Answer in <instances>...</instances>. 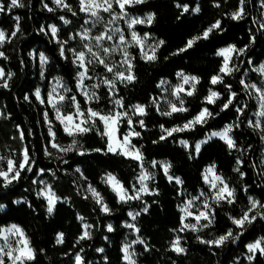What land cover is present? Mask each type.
Here are the masks:
<instances>
[{
    "label": "trees",
    "instance_id": "1",
    "mask_svg": "<svg viewBox=\"0 0 264 264\" xmlns=\"http://www.w3.org/2000/svg\"><path fill=\"white\" fill-rule=\"evenodd\" d=\"M3 2L7 4L10 0ZM65 2L71 5L72 11L57 8L52 0H22L23 7L0 13V30L9 35L15 29V17H20V32L0 47L7 57L0 58V68L5 73H13L8 81L9 87H0V155L19 159L21 151L27 148L33 169L22 172V178L8 188L0 187V227L16 224L23 229L35 251V259L28 264H74L76 253L82 255L86 264H126L121 249L129 229L123 223L129 220L128 213L136 210L140 215L134 224L139 228L138 236L144 241L134 246L136 264H250L246 259L249 253L245 245L264 237V219H257L248 225L235 243L228 241L219 248L200 243L197 236L210 240L230 228L239 232L229 216H241L242 209L248 207L249 196L264 202L263 133L248 126V120H253L255 116L256 102L240 84L243 78L264 87L263 76L253 70L264 62V27H261L264 24V0H247L246 15L242 20H232L228 15L237 9L239 0H147L145 4L128 9L134 15L155 13L152 24L137 25L135 29L165 43L157 50V59L153 62H146L137 49H133L136 79L132 83H116L115 96L122 101L124 109L140 104L145 106L147 113L132 118L135 131L140 132L139 137L132 138V144L143 155L142 166L151 175L148 185L152 192L126 203L117 199L103 176L112 173L131 191L136 184L140 163L106 151L107 140L99 134L102 125L98 120L95 129L76 137L81 147L57 156V151L50 145L51 138L45 123L47 108L34 94L35 89L41 87V96L45 100L50 80L58 77L67 86V95H75L83 109L91 107L101 112L111 109L109 95L103 87L98 90V100L86 103L77 90L78 67L73 63V52L66 51L65 57L60 54V45L64 41H67L64 45L66 49L82 50L83 40L76 34L86 18L80 11L78 0ZM45 3L55 10L49 12L44 7ZM177 3L189 5L190 10L181 15L182 8H177ZM217 4L220 6L216 7ZM197 7L198 12L191 11ZM73 12L76 14L73 15ZM61 17L69 23L65 24ZM216 20L222 22L223 31L215 32L208 40L198 41L186 52L172 55L184 47L189 38L201 34ZM49 25L57 27L56 38L51 34ZM42 28L44 31H41ZM230 44L237 48L249 47L244 55L236 57L240 71L224 77L237 97L229 109L221 111L229 91L224 84L211 85L210 78L218 74L222 63L217 50ZM40 53L47 57L43 68ZM178 72L199 77L194 95L183 96L188 111L171 116L161 115L152 100L160 94L159 83L163 80L175 82ZM210 88L221 94L215 104L204 102ZM244 105H247L244 114H238L236 108ZM204 107L218 115L209 118L203 125H196L193 130L173 133L160 140L161 135H166L161 125L165 129L182 126ZM70 110L69 106L67 111ZM48 115L56 132L55 142L60 146L69 145L73 138L64 132L50 111ZM141 119L145 124L143 128L138 123ZM227 124L240 125L233 127L231 132L237 144L235 149L229 150L224 141L212 137L201 144L199 153L195 151L197 142ZM21 131L25 136L23 141L20 139ZM123 133L122 127L118 134L121 136ZM181 140L188 142L187 148L180 143ZM45 148L51 155L45 154ZM98 148L104 151H94ZM78 150L84 154H79ZM237 160L241 163L237 164ZM153 161L170 164L169 175L179 177L183 183L169 181L161 166L157 163L154 167ZM213 164L216 172L235 190L236 202H221L218 205L212 202L215 219L208 228L198 232L173 231L181 227L180 203L206 190L203 171ZM235 168L245 174L243 178L234 171ZM38 176L46 178L60 198L51 214L47 212L46 200L38 195ZM89 185L101 194L110 212L100 210L101 205L86 190ZM146 206L148 211L144 212ZM78 216H82L83 221ZM82 222L92 225L88 229L91 238L77 244L83 231ZM108 225H112L113 231L107 230ZM58 233L64 234L61 244L56 243ZM176 236L181 237V246L185 249L179 255L170 247ZM99 248L104 251L98 252ZM251 264H264V256L257 255Z\"/></svg>",
    "mask_w": 264,
    "mask_h": 264
},
{
    "label": "snow or ice",
    "instance_id": "2",
    "mask_svg": "<svg viewBox=\"0 0 264 264\" xmlns=\"http://www.w3.org/2000/svg\"><path fill=\"white\" fill-rule=\"evenodd\" d=\"M52 2L56 5L57 8H64L68 11H72L71 5L67 4L65 0H52ZM247 0H239V5L237 9L231 13H229V17L232 20H242L246 15L245 12V4ZM147 3V0H79L80 4V11L85 13L91 18V23L93 26L99 21L102 20L100 16V12L109 13L111 19L108 21L109 25L114 24L117 20H124L127 24V30L130 33V39H128L124 33V31L119 28H109L106 26L105 31L101 32L99 35L90 36L91 29H84L83 32L77 33L81 37V40H88V41H95V44L86 43L84 44L85 51L76 52L75 49H66L64 47L67 44V41H64L60 45V54L62 57L66 56V51H72L75 59L73 61L74 64L82 69L77 73L78 76V83L77 88L81 93L85 96V101L90 102L94 99H99L96 96L95 92H89L87 88L84 86L83 81L85 79H91L92 77L88 76V69L90 65L98 64L103 66L105 72L111 73L112 78L109 79L108 77H103L101 79V83L104 84L109 88L110 96L116 90V83L117 81L121 83H132L136 77L133 73V63L131 54L127 51L128 48L133 46H138L141 52V58L144 59L146 62H153L157 59V50L162 46L165 41L159 40L154 45H148L147 49L145 50V40L148 38L149 34L145 33L144 37H141L135 30L134 26L139 24H152L155 20V13H148L145 17L139 16H132L128 9L134 8L136 5H142ZM22 0H10L9 3L5 4L3 0H0V13H4L6 11L11 12L14 8L23 7ZM219 7L220 5H215ZM44 7L49 11L52 12L55 9L49 7L47 3L44 4ZM177 8H182L181 15L187 13L190 8L187 4H176ZM118 8L119 12H116L115 9ZM193 12H198L199 8L191 9ZM76 13L73 12V15ZM64 20V23H69L64 17H61ZM179 19V17H178ZM16 25L15 29L9 34H6L4 30H0V47H3L4 43L10 42L13 37L20 32V17H15ZM90 21L85 20V24H88ZM264 27V24L261 25ZM49 30L51 31L53 37L56 36L58 29L54 25L48 26ZM41 31H44L42 28ZM217 31H223L222 22L220 20H216L213 24H211L208 28H206L201 34L193 36L189 38L184 47L179 48L175 53L172 55H178L180 53L186 52L188 49L195 46V44L200 40H208L211 35H213ZM118 37V41H115L113 46L106 47L104 46L105 41H114V38ZM74 38V37H70ZM254 42V38H253ZM123 46V47H121ZM249 45H245L244 47L237 48L236 45L230 44L227 47L221 48L217 51V55L222 58V63L219 68V72L216 75H213L210 78L211 85L215 86L217 84H224V86L229 91V96L227 102H225L221 108V111L229 109V107L233 104L234 99L237 97V93L232 90L231 84L225 83L224 77L231 76L234 72L240 71L239 67L236 65V57L242 56L245 54ZM94 48L99 49V51H95ZM120 51L123 59L119 63V68H123L124 70H119L115 63L110 64L108 62V57L117 51ZM90 55V58L88 56ZM0 58L7 59L5 53L0 51ZM40 61L41 64L44 65L47 63V57L44 53H40ZM252 63V61H249ZM126 66V67H125ZM253 70L258 71L262 76H264V64H262L259 68H254ZM13 73L8 72L5 73L3 68H0V87L8 88L9 84L8 81L11 79ZM177 76L182 79V84L175 86L172 90V96L175 97V101L171 100L167 101L169 111H162L160 112L159 105H157V111L160 112L161 115L164 116H171L174 113H181L187 112L188 109L185 107V101L181 96L183 93L186 96H193L195 93L196 85L199 83V77L196 76H189L184 74L183 72H178ZM167 83L166 81H161V85ZM240 84L251 96V92L254 91L256 94V98L259 103L260 110L255 113L257 117H264V87H258L256 84H248L242 78L240 80ZM161 85H158L160 87ZM184 85H190V88H185ZM57 86H60V82L57 81ZM100 84L92 85V88H99ZM251 90V91H250ZM64 91H68L67 88H64ZM56 93V95H53ZM36 98L44 103L41 99L40 90L37 89ZM220 93L214 91L212 88L208 90V95L204 98V102L206 104H215L216 101L220 98ZM25 99L27 100L28 97L26 96ZM66 97L64 95H60L57 93V88L54 87L52 92L49 93L48 96V103L55 111V119L60 122L63 127L64 132L69 136L72 137V142L67 145L66 147L60 146L58 143L55 142L56 132L54 131L53 127L51 126V120L49 119V115L47 112L44 113L45 116V123L49 124L48 134L52 148H56L62 152H69L81 147L79 145L78 140L76 139L77 136L84 135L93 129L96 128L97 120L104 125V131L100 132L99 134L102 137H107V146L106 151L113 153L114 155H122L130 159H134L137 161H143V155L135 145L132 144L133 137H139L140 132L135 131L134 128V121L129 116L127 111L119 112H109L107 114L88 107L87 109H83L80 103L77 101L75 95L71 97L72 106L74 108L73 112L63 113L61 111V104L64 102ZM155 104L156 101L153 100ZM114 104L118 107L123 108L122 101L120 99H115ZM247 105L243 107H237L236 112L240 115L244 114ZM133 115L144 116L146 115V109L144 105H133L132 106ZM2 115V114H0ZM218 115V113H213L209 110V108L204 107L202 108L191 120H188L182 126H175L171 129H165L163 125H161L162 132L166 133V135H161L160 140L166 139L168 136H172L173 133L190 131L195 128L196 125H203L207 123L209 118ZM127 119L129 131L123 134L122 139L117 138V133L119 131V124L121 123L122 119ZM239 118V116H238ZM139 126L143 128L145 126L143 119L139 120ZM239 124H228L225 125L221 131H214L210 133L209 139L212 137H218L222 141L225 142L227 148L229 150H233L237 147L236 141L230 135L233 131V127H239ZM248 126L254 129H260L264 132V121L257 119L256 121L248 120ZM31 135V132H29ZM25 138L24 133L21 131L20 139L23 141ZM261 139H264V135L261 136ZM207 141H201L196 143L195 151L197 153L200 152L201 144L206 143ZM180 143L188 147V142L185 140H181ZM94 151L101 152L104 149H95ZM45 154L51 155L47 148H45ZM79 154L83 155L84 152L81 151ZM158 162L153 161V166L155 167ZM241 161L237 160V164H240ZM32 157L30 152L27 148H24L20 153V158L17 159L14 156L4 157L0 155V187L8 188L14 182L21 179V173L24 171H33L32 169ZM161 166L163 167L164 173L167 176L169 181L175 180L177 184L183 183L179 177H173L169 175V168L171 167L170 164L162 163ZM215 164L209 166L205 169L204 181L205 183L210 185V190H215L211 196V200L216 203L217 205L221 202H226L228 204H234L236 202L235 190L230 188L229 184L224 180L223 177L218 175L215 171ZM77 172L80 171L79 168L76 169ZM234 171L238 172L240 176L243 178L245 175L243 172L240 171L239 168H235ZM211 177V178H209ZM150 179V176L145 175L143 172L140 177L141 181V188L135 189L136 194L130 195L129 190L126 189L121 182L114 176L112 173H107L104 177V182L109 184L112 187V190L116 193L119 201L121 202H128L129 200H136L141 199L140 193H148L149 189L145 184H143L144 180ZM245 192H247V187H245ZM88 191L91 193L92 197L95 199L96 203L101 205L100 210L104 213L110 212L107 204L103 202V198L101 194L91 185H89ZM39 196H43L47 201V212L51 214L54 211L55 204L60 199L51 191L50 186L47 187L46 191H42L38 193ZM201 196H204V193H201ZM199 197H194L192 200H188L184 206L180 207L181 215V227L178 230L173 231H184V230H191L193 232H198L204 228H208L215 219L214 213L212 212L211 208L212 205L208 203L207 199H205L202 208H195V201L198 200ZM189 209H195L194 211H190ZM144 212L148 211L147 206L143 209ZM242 215L239 217L229 216L232 224L235 226L236 229H239V232L234 231L232 228L228 229V231L222 235H219L215 239L204 240L201 237L197 236V239L202 244L208 245L211 247H222L226 242L232 241L235 243L240 236L243 235L244 230L247 228L248 225L253 224L257 219H264V202L257 200L251 196L248 197V207L242 209ZM128 215L135 220L137 216L140 215L139 212L135 214L129 212ZM191 217L195 220V223H187L186 220ZM78 219L83 221L82 216H78ZM202 221H206V223H202ZM199 226V227H198ZM125 227L132 228L136 232H139V228H136L134 224H126ZM82 234L78 237L76 243L79 244L81 240L90 239L91 233L88 229L92 228V225L87 223L82 224ZM107 230L109 232L113 231L112 225L107 226ZM10 237H18L15 242V246L10 242ZM64 234L58 233L56 238V243L61 244L64 242ZM0 241H3V244H0V264H6L5 257L11 264H28V262L33 261L35 259V251L30 246L28 238L26 237L22 228H20L16 224H12L8 227H0ZM133 243H141L143 244L144 241L140 240L139 238ZM247 252L249 255L246 256V259L250 262L254 261L259 256H264V237H259L251 243L245 245ZM131 244H125L121 251L123 253V259L126 264H136L133 256L135 255L134 252L130 251ZM147 250V246L145 247ZM171 250L176 252L178 255L184 253L185 249L181 246V237L177 236L171 242ZM98 252H103L104 249L99 248L97 249ZM83 252V249H81ZM74 264H86L84 258L80 253H76L74 257Z\"/></svg>",
    "mask_w": 264,
    "mask_h": 264
},
{
    "label": "rangeland",
    "instance_id": "3",
    "mask_svg": "<svg viewBox=\"0 0 264 264\" xmlns=\"http://www.w3.org/2000/svg\"><path fill=\"white\" fill-rule=\"evenodd\" d=\"M79 1V0H78ZM62 8V7H61ZM115 11L116 12H119V9L118 8H116L115 9ZM85 14V13H84ZM86 15V14H85ZM132 16H139V17H145L147 14H145V15H134V14H131ZM100 16L102 17V20L101 21H99V22H97L96 24H95V26H93V24L91 23V20L92 19H94V18H91V17H89L88 15H86V18H85V20H89L90 22L88 23V24H85V22H84V25L82 26V28L78 31V33H81V32H83L84 31V29H91V31H90V36H95V35H99L101 32H103V31H105V28H106V26H108L109 28H115V27H119V28H121L123 31H124V33H125V35H126V37L128 38V39H130V33L128 32V30H127V24H126V22L124 21V20H117L114 24H112V25H109L108 24V21L111 19V17H110V15H109V13H105V12H100ZM145 24H147V23H145ZM145 24H139V25H145ZM137 25H135L134 26V30L141 36V37H144V34H140L136 29H135V27H136ZM56 27V26H55ZM57 28V27H56ZM51 32V31H50ZM52 34V33H51ZM80 37V36H79ZM54 38H56V36L54 37ZM81 38V37H80ZM115 41H118V37H115L114 38V41H105L104 42V46H106V47H111V46H113V44H114V42ZM159 40H157V39H155L152 35H149L148 36V38L145 40V50H148L147 49V46L148 45H154L156 42H158ZM86 43H91V44H95V41H88V40H83V48H82V50H80V51H85L86 52V49L84 48V44H86ZM121 47H123V46H121ZM225 47H227V46H225ZM224 48V47H223ZM133 49H137V51H138V53L140 54V56H141V52H140V48L138 47V46H133V47H130V48H128L127 49V51L131 54V57H132V63H133V53H132V50ZM221 49V48H220ZM94 50L95 51H99V49H96V48H94ZM219 50V49H218ZM217 50V51H218ZM88 58H90V55L88 56ZM74 59H75V57H74ZM123 59V56H122V54H121V52L118 50L117 52H115V53H112L109 57H108V62L110 63V64H112V63H115L116 65H117V68L119 69V70H124L123 68H119V63H120V61ZM39 60H40V58H39ZM262 64H264V62H262L260 65H258V66H256V67H254V68H259ZM40 65H41V67L43 68L44 67V65H42L41 64V61H40ZM77 65V64H76ZM78 67V66H77ZM126 67V66H125ZM253 68V69H254ZM79 71H82V69H80L79 67H78V72ZM258 72V71H257ZM184 73V72H183ZM259 73V72H258ZM184 74H186V73H184ZM187 75H189V76H193V75H190V74H187ZM88 76H90V77H92L91 79H85L84 81H83V84H84V86L87 88V90L89 91V92H95L96 93V96L98 97V90L101 88V87H103L106 91H107V93H108V95H109V98H110V106H111V109L108 111V112H103V113H105V114H107V113H109V112H114V111H119V112H123V111H127L128 112V114H129V116L131 117V118H133L135 115H133V110H132V106L129 108V109H124V108H121V107H118V106H116L115 104H114V100L115 99H119V98H117L116 96H115V92H116V90H115V92L113 93V95L112 96H110V94H109V88L107 87V86H105L104 84H102L101 83V79L103 78V77H108L109 79H111L112 78V74L111 73H107V72H105V70H104V68H103V66H101V65H98V64H94V65H90L89 66V69H88ZM263 78H264V76H263ZM78 76H77V82H76V85H77V83H78ZM57 81H59L60 82V86L58 87L57 86ZM163 81H166L167 83H165V84H163V85H161V82L159 83V85H161L160 86V94L157 96V97H155L153 100H155L156 101V103H155V105L157 106V105H159V108H160V111L162 112V111H169L170 109H169V107H168V103H167V101H169V100H171V101H173V102H176L175 101V97H173L172 96V90H173V88L175 87V86H177V85H179V84H182V79L180 78V77H178V76H176V80H175V82H170V81H168V80H163ZM2 81H0V83H1ZM100 84V87L99 88H92V85H94V84ZM246 83H248V84H254V83H252V82H247L246 81ZM54 87H56L57 88V93H59L60 95H64L65 97H66V99H65V101L64 102H62V104H61V111L63 112V113H69V112H73L74 111V108H73V106H72V102H71V97L72 96H68L67 95V93H68V91H64V88H67V86L65 85V83L60 79V78H58V77H54L52 80H50V83H49V88H48V91H47V95H46V98H45V100H43L42 99V96H41V99L44 101V103H42V104H44L45 105V107L47 108V111H45V112H51L52 113V116H53V119L55 120V121H57L56 119H55V111H54V109L49 105V103H48V96H49V93L50 92H52V90H53V88ZM184 87L187 89V88H190V85H184ZM37 89H39L40 90V93H41V87H37L36 89H35V91H34V94L36 93V91H37ZM68 89V88H67ZM77 90H78V88H77ZM251 91V90H250ZM78 92L85 98V96L81 93V91H79L78 90ZM53 95H56V93H53ZM251 95L254 97V99H255V102H256V110H255V113L256 112H258L259 110H260V107H259V103H258V100H257V98H256V94H255V92L254 91H252L251 92ZM36 96V95H35ZM181 96L183 97L184 96V94L183 93H181ZM96 100H98V99H94V100H92V101H96ZM152 100V101H153ZM40 101V100H39ZM92 101H90V102H87V103H91ZM40 103H41V101H40ZM134 105H137V104H134ZM71 107V110L70 111H67V108L68 107ZM49 119H50V117H49ZM257 119H260L261 120V117H257L256 115L254 116V118H253V120L252 121H256ZM57 122H59V121H57ZM60 123V122H59ZM101 123V122H100ZM47 124V123H46ZM48 125V128H49V124H47ZM61 125V124H60ZM101 125H102V132L104 131V125L101 123ZM228 125V124H227ZM51 126L53 127V122L51 121ZM61 127H62V125H61ZM123 127V129H124V133H126V132H128L129 131V127H128V123H127V119L125 118V119H122V121H121V123L119 124V130H120V128H122ZM63 128V127H62ZM223 129V128H222ZM221 129V130H222ZM221 130H218V131H221ZM260 130V129H259ZM212 132H214V131H212ZM212 132H210V133H212ZM123 133V134H124ZM210 133H208L207 134V136L204 138V139H202V140H200L199 142H201V141H205V140H207V139H209V136H210ZM263 133V135H264V132H262ZM123 134L121 135V136H119V134L117 133V138H120V139H122V137H123ZM230 135H231V133H230ZM106 140H107V137H106ZM199 142H197V143H199ZM107 143H108V141H107ZM50 145H51V143H50ZM62 147H66V146H62ZM137 148V147H136ZM55 150L57 151L56 153V155L57 156H60L62 153H64V152H62V151H59L58 149H56L55 148ZM78 152H81V150H78ZM139 163H140V170H139V173H138V176H137V180H136V184H135V186L133 187V189L131 190V191H129V194L130 195H135L136 194V192H135V189H139V188H141V181H140V177H141V174H142V172L145 174V175H148V176H150L151 177V175L149 174V173H147L146 172V170L143 168V166H142V161H138ZM158 162V164L161 166V164L162 163H166L165 161H157ZM209 166H211V165H209ZM209 166H207L205 169H207ZM161 168H162V170H163V167L161 166ZM205 169H204V171H203V177H204V175H205ZM164 171V170H163ZM216 171V170H215ZM39 173H41V171H39ZM217 173V172H216ZM107 174V173H106ZM106 174H104V176H103V179H104V177L106 176ZM218 175H220L221 177H223L221 174H219V173H217ZM209 178H211V177H209ZM224 178V177H223ZM224 180L226 181V179L224 178ZM148 181H149V179H147V180H144L143 181V184H145L146 186H147V188L149 189V185H148ZM175 181V180H174ZM203 181H204V178H203ZM227 182V181H226ZM204 183H205V181H204ZM107 184V183H106ZM36 185H37V191H38V193L39 192H42V191H46V189H47V187H49L50 186V188H51V185H50V183H48L47 182V180H46V178H43V177H41V176H38V178L36 179ZM108 186L110 187V189L112 190V187L108 184ZM205 186H206V190L205 191H199L198 193H196V194H194V195H191L190 197H188L187 199H185L183 202H181L180 203V205H179V210H180V207H182V206H184V204L188 201V200H192L194 197H199V199L198 200H196L194 203H195V208H202V205H203V203H204V201H205V199H207V201H208V203L209 204H211L213 201L211 200V196H212V194H213V192L215 191V190H210V185L209 184H207V183H205ZM88 188H89V186H86V190L88 191ZM231 188V187H230ZM51 191L54 193V191L52 190V188H51ZM113 191V190H112ZM89 192V191H88ZM114 192V191H113ZM152 191H150V189H149V192L148 193H151ZM204 193V196H201V193ZM90 193V192H89ZM114 194L116 195V193L114 192ZM144 194H146V193H144V192H141L140 193V196L142 197ZM90 195H91V193H90ZM92 196V195H91ZM41 197H43V196H41ZM116 197H117V195H116ZM44 198V197H43ZM45 199V198H44ZM117 199H118V197H117ZM46 200V199H45ZM119 200V199H118ZM137 200V199H136ZM129 201H132V200H129ZM46 203H47V201H46ZM190 211H194L195 209H189ZM211 210H212V208H211ZM130 212H132V213H136V212H138V211H136V210H131ZM181 212V211H180ZM181 215H182V213H181ZM186 222L187 223H195V220L194 219H192L191 217H189L187 220H186ZM202 223H206V221H202ZM82 224H84V222H82ZM126 224H134V220H132V218L129 216V220L128 221H125L124 223H123V225L125 226ZM10 225H12V224H9V225H7V226H4V227H8V226H10ZM135 225V224H134ZM136 227V226H135ZM128 228V227H127ZM137 228V227H136ZM129 229V231H128V234H127V237L125 238V241H124V243H123V245H122V247L125 245V244H131V248H130V251L131 252H134L135 253V255L133 256V259L135 260V257H136V252H135V249H134V246L137 244V243H133V241H136L138 238L140 239V240H142L139 236H138V233L134 230V229H132V228H128ZM83 231H84V229H83ZM177 237V236H176ZM175 237V238H176ZM18 237H10V242L13 244V246H15V242H16V239H17ZM174 238V239H175ZM173 239V240H174ZM172 240V241H173ZM4 242L3 241H0V244H3ZM171 247V246H170ZM75 257V256H74ZM5 260H6V264H11V262L10 261H8L7 260V258L5 257Z\"/></svg>",
    "mask_w": 264,
    "mask_h": 264
}]
</instances>
